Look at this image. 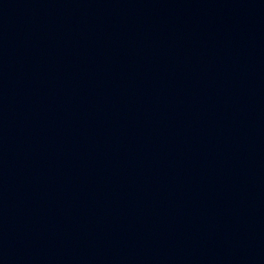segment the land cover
I'll list each match as a JSON object with an SVG mask.
<instances>
[{
  "label": "water",
  "instance_id": "water-1",
  "mask_svg": "<svg viewBox=\"0 0 264 264\" xmlns=\"http://www.w3.org/2000/svg\"><path fill=\"white\" fill-rule=\"evenodd\" d=\"M0 264H264V0H0Z\"/></svg>",
  "mask_w": 264,
  "mask_h": 264
}]
</instances>
